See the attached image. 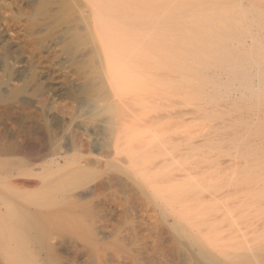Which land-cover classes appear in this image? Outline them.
Wrapping results in <instances>:
<instances>
[{
	"label": "bare ground",
	"instance_id": "obj_1",
	"mask_svg": "<svg viewBox=\"0 0 264 264\" xmlns=\"http://www.w3.org/2000/svg\"><path fill=\"white\" fill-rule=\"evenodd\" d=\"M74 1L0 0L7 10L0 15V264H72L78 249L81 262H94L90 246L98 245L75 235L70 213L31 194L47 197L80 176L89 160L75 159L63 172L60 167L69 162L65 155L125 140L121 120L132 128L139 113L133 104L164 91L170 55H153L138 43L133 0H83L85 9L73 16ZM162 8L168 26L196 34L197 54L186 55L195 64L184 68L207 81L233 109L225 139L238 144L247 136L240 148L260 150L263 165L264 0H163ZM53 80L57 88H47ZM227 81L224 91L220 87ZM155 101L160 105L163 99ZM164 115H156L161 130ZM108 152L114 166L117 150ZM213 193L204 198L209 204L186 211L187 220L195 217L188 222L179 221L184 210H179L183 218L175 210L181 217L173 215L168 225L176 236L162 245L143 236L116 242L123 264H253L252 258H262L264 222L244 219L246 195ZM224 200L233 202L212 204Z\"/></svg>",
	"mask_w": 264,
	"mask_h": 264
},
{
	"label": "rangeland",
	"instance_id": "obj_2",
	"mask_svg": "<svg viewBox=\"0 0 264 264\" xmlns=\"http://www.w3.org/2000/svg\"><path fill=\"white\" fill-rule=\"evenodd\" d=\"M162 2L133 0L138 23V43L147 45L153 55L162 52L170 55L163 83L164 91L159 88L157 93L141 97V101L137 100L133 104L139 113L136 114L137 120L132 128H129L131 124L121 120L125 140L106 141V147L102 149L80 147L76 152L69 151L65 155L69 162L60 167L59 170L63 172L71 169L75 159L80 158L82 164L90 161L91 164L89 161L84 164L86 169L80 176L70 179L47 197L31 194L33 199H42L67 210L76 230L75 235L79 233L98 245L95 248L90 246L94 262H81L83 258L79 256L81 252L78 249L72 264H114V261L115 264H123L124 255L119 253L114 244L124 239L135 240L143 236L162 245L166 238L176 236L168 224L178 220L180 213L183 218L181 209L186 213V218H179V221L185 222L190 216L186 211L190 213L193 206L209 204L204 198L210 197L213 192L215 196L246 195L247 203L242 208L248 207V214L244 219H251H248L251 223L264 222V205L259 204L264 197L261 151L247 152L240 148V143L246 141V135L240 138L243 141L238 144V140L225 139L228 136L226 133L231 131V125L225 126V123L230 122L234 115L233 109L225 104L224 98L218 96L215 88L208 85L207 81L184 68L187 64H195L194 59L187 60L186 55L197 54L196 34L168 26V16L162 8ZM22 6L26 9L27 2ZM5 7L0 5L2 16L7 13ZM73 7L72 15L76 16L85 9V2L76 0ZM2 16L0 23H3ZM227 83L220 88L226 91ZM49 85L47 88H57L54 80ZM161 98L166 103L165 107L161 104L163 101H159ZM157 99L160 105L151 103L154 100L158 102ZM159 112L164 113L160 115ZM163 114L167 115H164L165 130H161L157 124L159 118L156 115L161 118ZM150 118L154 119L153 122L156 120V123L151 121L154 125L149 122ZM68 148L71 150L72 147ZM109 148L111 151L116 148L118 153L119 160L114 166L109 164ZM242 161H245L244 164ZM100 164L103 165L101 169ZM239 186L244 188L240 189ZM251 197L253 201L249 202L247 199ZM212 202L214 206H224V203L232 204L233 200ZM175 210H180V213L174 214ZM229 216L233 217V214ZM194 218L192 216L188 220ZM121 256L123 258L119 259ZM250 263L264 264V256L254 257Z\"/></svg>",
	"mask_w": 264,
	"mask_h": 264
}]
</instances>
